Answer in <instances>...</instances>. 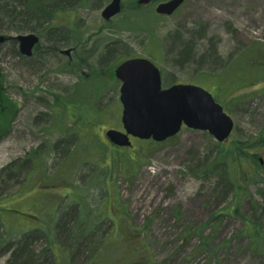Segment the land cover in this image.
Segmentation results:
<instances>
[{"label": "rangeland", "instance_id": "rangeland-1", "mask_svg": "<svg viewBox=\"0 0 264 264\" xmlns=\"http://www.w3.org/2000/svg\"><path fill=\"white\" fill-rule=\"evenodd\" d=\"M42 1L65 9L55 28L23 0H0V264H264V237L255 245L242 232V215L264 231L260 185L234 209L226 173L207 172L218 153L209 132L184 127L120 150L105 132L123 130L115 69L136 56L160 66L166 88L213 93L234 117L230 138L263 129L264 68L251 56L264 58V0H184L168 16L157 0H125L111 21L102 17L110 0ZM32 32L40 46L26 58L15 37ZM78 94L83 105L62 111L57 100ZM93 131L102 150L82 135Z\"/></svg>", "mask_w": 264, "mask_h": 264}, {"label": "water", "instance_id": "water-1", "mask_svg": "<svg viewBox=\"0 0 264 264\" xmlns=\"http://www.w3.org/2000/svg\"><path fill=\"white\" fill-rule=\"evenodd\" d=\"M156 0H137L139 5ZM184 0H160L156 12L162 16L174 14ZM124 0H110L102 17L110 21L123 9ZM20 53L32 56L40 42L37 33H21L15 37ZM8 37L0 34V44ZM69 54L71 49L63 51ZM122 82L123 129L109 128L106 136L114 145L132 146L131 137L162 142L180 133L183 127L209 132L217 142L227 141L235 129L234 117L206 88L191 83H174L163 88L162 73L149 58L136 57L124 60L115 70ZM263 162V159H261Z\"/></svg>", "mask_w": 264, "mask_h": 264}, {"label": "trees", "instance_id": "trees-1", "mask_svg": "<svg viewBox=\"0 0 264 264\" xmlns=\"http://www.w3.org/2000/svg\"><path fill=\"white\" fill-rule=\"evenodd\" d=\"M63 1L65 2L67 0ZM22 5L24 7L23 10L30 11V13L32 12V16H34L38 21L48 19V16L52 17V22H49L48 24L49 28H55L56 26H58L59 23L57 19L59 13L65 11L64 8H61L60 11L58 7L54 9H47L45 3H43L42 0H23ZM38 46H40V44L37 45L36 49H39ZM255 53L251 56L254 58L252 59V62L255 64L256 67L264 68V58L257 57L258 55ZM77 96V100L73 99L72 95L69 97H62L61 99H59L60 101L57 99L56 100L58 101V105H60L62 108L69 102H77V105L81 107L84 102L82 101L80 94H78ZM6 100L7 98L5 97L4 91L0 90V116L3 115V106L6 104ZM62 111H64V108ZM78 119L81 121L82 117H78ZM83 133L84 132H82V135H85V139L89 141V144L92 145L91 148L94 149L98 146V148L102 150V145L99 142H96L97 145L93 143L97 135L94 133V131L91 136H88L86 133ZM116 147L119 150L126 149L119 146ZM216 148L218 150L217 156L215 157L214 161H212V163L208 165L207 172L216 173L218 170L222 169V172L226 173V176H228L227 184L232 187L235 192L234 202L238 206L236 208L234 207L235 210L240 207L239 205L243 201L244 195L246 194V192L244 191L248 192L251 185H260L259 193L264 195V156H261L264 153V128L248 139H238L231 137L227 141L217 142ZM100 149L97 150V152H99L97 162L98 159L104 157ZM116 151L114 153H116ZM77 155L82 161L85 160V156L82 153H78ZM261 159H263V162ZM115 166H120L118 159L115 160ZM122 166H124V169L126 171H128V169L130 168L127 165ZM227 208L229 207H226L225 210ZM227 214V212L222 211L216 215L218 217V215L222 216ZM216 215H214V217ZM242 217L245 222V225L243 227L244 229L242 230V232L246 233L250 237L252 244H259L257 242L262 241V238L264 237V231L261 228V225L259 224V219H253L252 217H248L247 215H242ZM203 243L206 244L205 241H203ZM32 261L34 264H40V261L35 260L33 257L29 258V262Z\"/></svg>", "mask_w": 264, "mask_h": 264}, {"label": "flooded vegetation", "instance_id": "flooded-vegetation-1", "mask_svg": "<svg viewBox=\"0 0 264 264\" xmlns=\"http://www.w3.org/2000/svg\"><path fill=\"white\" fill-rule=\"evenodd\" d=\"M136 57H142V56H136ZM136 57H131V58H136ZM127 59H130V58H127ZM124 60H126V59H124ZM122 62H124V61H122ZM121 62V63H122ZM163 83V82H162ZM163 87L164 88H166L164 85H163ZM53 189H56V188H58V186H53L52 187ZM61 193V192H60ZM61 195V194H60ZM60 195H56V197L55 198H60ZM55 202H57V205H59V201H58V199H56V200H54ZM43 225V224H42ZM52 225H50V227H51ZM43 231H45L46 233H48V235H51V232H52V229H50V230H48V229H44Z\"/></svg>", "mask_w": 264, "mask_h": 264}, {"label": "bare ground", "instance_id": "bare-ground-1", "mask_svg": "<svg viewBox=\"0 0 264 264\" xmlns=\"http://www.w3.org/2000/svg\"><path fill=\"white\" fill-rule=\"evenodd\" d=\"M22 56V55H21Z\"/></svg>", "mask_w": 264, "mask_h": 264}]
</instances>
